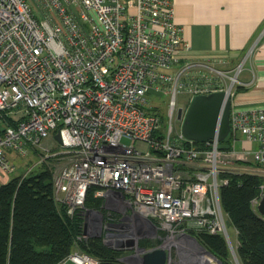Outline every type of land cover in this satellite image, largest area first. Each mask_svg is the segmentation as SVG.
<instances>
[{"label": "built area", "instance_id": "obj_1", "mask_svg": "<svg viewBox=\"0 0 264 264\" xmlns=\"http://www.w3.org/2000/svg\"><path fill=\"white\" fill-rule=\"evenodd\" d=\"M173 5L0 0V182L14 172L18 155L43 143L49 147L51 140L59 148L43 151L60 155L52 177L55 202L72 214L94 186L108 212L122 213L112 223L97 210L83 211L87 231L102 235L106 244L130 243L128 232H114L129 224L154 234L167 230L180 250L191 246L188 229L221 233L232 248L219 198L227 179L218 174L264 173V105L232 102L226 137L231 148H220L215 138L198 146L183 136L180 123L175 128L178 107L185 109L195 94L231 93L232 76L203 63L209 59L190 58ZM199 67L215 75L193 71ZM179 93L185 95L181 106ZM148 94L167 96L164 118L150 110L157 105L147 104ZM240 135L251 148H235ZM263 192L261 183L255 206ZM67 261L99 263L85 252L59 264Z\"/></svg>", "mask_w": 264, "mask_h": 264}, {"label": "trees", "instance_id": "obj_2", "mask_svg": "<svg viewBox=\"0 0 264 264\" xmlns=\"http://www.w3.org/2000/svg\"><path fill=\"white\" fill-rule=\"evenodd\" d=\"M150 110L160 113L157 108ZM196 144L205 146L199 141ZM219 147L231 148L228 138L220 141ZM52 177L49 163L43 162L29 173L0 182V264H59L74 252L96 257L98 264H124L120 261L126 253L123 249L106 244L102 235L83 233L85 209L99 211L105 220L115 219L116 213L103 207V198L94 195L95 187L88 188L83 207L69 214L64 205L54 200ZM219 178L227 179L219 187V198L227 224L236 231L234 253L238 264H264V217L253 203L263 178L230 171H221ZM188 231L218 264H232L228 244L221 233ZM138 246L149 248L152 243L143 238Z\"/></svg>", "mask_w": 264, "mask_h": 264}, {"label": "crops", "instance_id": "obj_3", "mask_svg": "<svg viewBox=\"0 0 264 264\" xmlns=\"http://www.w3.org/2000/svg\"><path fill=\"white\" fill-rule=\"evenodd\" d=\"M173 6L192 59L232 65L256 44L251 76L246 72L231 95L236 106L264 105V0H174ZM237 140L245 148L253 145L242 135Z\"/></svg>", "mask_w": 264, "mask_h": 264}, {"label": "rangeland", "instance_id": "obj_4", "mask_svg": "<svg viewBox=\"0 0 264 264\" xmlns=\"http://www.w3.org/2000/svg\"><path fill=\"white\" fill-rule=\"evenodd\" d=\"M255 46H256V44H254L252 47H249L248 51H246L243 56H240L237 59V61H236L237 63L232 64V65L220 63V62L216 61L215 59L214 60L209 59L211 61H204L203 63L207 64V65H211V66L214 65V68L227 69L228 70V74L230 76H232V80H230V78H228L227 82L231 83L230 90H231V93L233 94L237 84H239V82H241V80H243L242 78L246 74V72H248L249 76H251V72H249L247 70V68L251 65L249 56L254 55ZM212 61L215 62V64L212 63ZM230 67H231V69H230ZM193 71L194 72L205 71V72H209L212 75H215V72L210 70V68H208V67L195 68V69H193ZM177 99L179 101V103H177L178 106H181V103H183L185 100V95L183 93H179L177 95ZM146 101H147L148 105H150V104L157 105V109L160 111V113H162V117L164 118L165 113L168 112L167 96L148 94L146 96ZM186 103L187 102H185V104ZM174 116L175 115L173 114V117ZM163 123L165 124V122H163ZM179 123L180 122L178 121V119H176L175 120V128L178 127ZM122 140L124 142L129 143V140L126 138H123ZM135 144L137 147L147 148L146 143L137 141ZM47 145L49 147L46 146V143H43V145L39 146L38 148H35L32 152L30 151L25 156L18 155V159L14 160L15 161V170L13 173H11L9 178L12 177L13 175L26 174L27 172L29 173L32 169L37 167V165H40L43 162L49 163V165L51 167V171H52V173H54L55 169L60 164V155L45 156L44 151H49L50 149L52 151H56L59 148V146L51 140H48ZM234 146L236 148L246 149L244 145L240 144L239 140L235 141ZM250 146H252V145H250ZM245 160H247V158ZM260 176L263 178L262 183H264V173L260 174ZM218 177H219V174H218ZM103 207L106 210H108V208L106 206L103 205ZM112 211L114 213H116L115 219L113 220L112 223H117L119 218L122 217V213L118 209H114ZM123 221H126V220H123ZM126 225L121 226V227H117V230H114V232H116V233H120L121 231L128 232L130 234V238L128 239V241L130 243L126 244L124 247L120 246V245H113L117 248L123 249L126 252L120 258V261L124 264H141L140 258L144 254V250H142L138 246V241L140 239H143V238L149 239L152 243V246L160 245L161 247H163L167 250L169 257H168V260L166 261V264H182V262H183L182 256L184 255V253H191L193 251H197L195 253V255L199 256L200 259H201V255L205 256V254H203V251L201 249L197 248V250H195L193 248L194 246H192L193 244H191L190 239H189V243L191 244V246L186 245L185 250H180L175 245L177 242L176 236L170 235V233L167 230L166 231L163 230L164 234L162 236H159L158 232L156 234H154L150 231L145 230L143 227L140 229H136L135 227L132 228V226H130L129 224H126ZM227 226H228V231H229L228 236L231 240L232 248H231V246H230V244H229V242L225 236H224V238H225V240L228 244L229 250H230V260L232 261V264H238L237 263L238 260L234 257V255L231 254L232 250L235 252V247L237 246L236 231L229 224H227ZM158 230H161V229L158 228ZM88 234H93V233H89V232H87V234L84 233L85 236H88ZM209 257L211 258L210 263H204L203 262V264H218L215 258H213L210 255H209ZM181 259H182V261H181ZM68 264H74V263L69 262Z\"/></svg>", "mask_w": 264, "mask_h": 264}, {"label": "water", "instance_id": "obj_5", "mask_svg": "<svg viewBox=\"0 0 264 264\" xmlns=\"http://www.w3.org/2000/svg\"><path fill=\"white\" fill-rule=\"evenodd\" d=\"M232 105V95L225 89L215 90L205 94H195L192 96L187 107H178L176 117L180 121V131L185 138L194 141L205 142L216 139L222 141L227 137L229 131V113ZM54 138L60 141L59 134ZM256 209L264 217V192L258 199ZM86 218L83 223V233L87 234ZM88 235H96L88 234ZM198 245L196 238L187 233ZM144 250L141 256V264H164L167 257V250L160 245L149 248L140 247ZM210 256L215 258L210 252ZM231 254L235 256L234 251ZM216 259V258H215ZM217 263L219 262L216 259ZM237 261V260H236ZM238 263V262H237Z\"/></svg>", "mask_w": 264, "mask_h": 264}, {"label": "flooded vegetation", "instance_id": "obj_6", "mask_svg": "<svg viewBox=\"0 0 264 264\" xmlns=\"http://www.w3.org/2000/svg\"><path fill=\"white\" fill-rule=\"evenodd\" d=\"M191 244H193L192 246H194L193 248L195 250H197V248H198V249H201L203 251V254H205V255L208 254V251L206 249H204L201 245H198L200 248L196 247L193 239H191ZM196 252L197 251H193L191 253H184V255L182 256V259H183L182 264H203V261H201L200 257L195 255ZM168 257H169V255L167 254L166 261L168 260ZM182 259H181V261H182ZM166 261L164 264H166ZM208 263H210V262H208Z\"/></svg>", "mask_w": 264, "mask_h": 264}, {"label": "bare ground", "instance_id": "obj_7", "mask_svg": "<svg viewBox=\"0 0 264 264\" xmlns=\"http://www.w3.org/2000/svg\"><path fill=\"white\" fill-rule=\"evenodd\" d=\"M194 244L196 245V247H199L198 244L195 241H194ZM206 255L205 256L201 255V259H202L201 261H203L204 263H208L211 260V258L209 257V255L208 254H206Z\"/></svg>", "mask_w": 264, "mask_h": 264}]
</instances>
